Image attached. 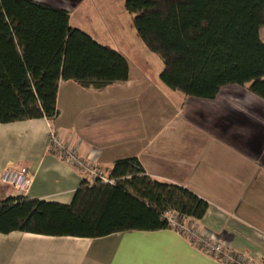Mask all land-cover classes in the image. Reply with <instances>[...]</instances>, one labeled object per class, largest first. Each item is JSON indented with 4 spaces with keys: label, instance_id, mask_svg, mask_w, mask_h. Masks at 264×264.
I'll use <instances>...</instances> for the list:
<instances>
[{
    "label": "crops",
    "instance_id": "obj_1",
    "mask_svg": "<svg viewBox=\"0 0 264 264\" xmlns=\"http://www.w3.org/2000/svg\"><path fill=\"white\" fill-rule=\"evenodd\" d=\"M37 1L68 10L71 26L101 44L121 43L114 49L128 59L129 78L102 89L61 81L56 118L0 123V200L20 195L1 182L15 164L33 177L30 199L69 204L84 180L93 181L49 150L54 129L106 177L116 160L137 157L152 178L190 189L209 203L199 229L264 264V98L237 85L214 99L186 98L158 82L162 70L153 73L149 62L133 69L126 54L143 46H132L139 35L125 0ZM0 264L223 263L164 229L95 239L0 233Z\"/></svg>",
    "mask_w": 264,
    "mask_h": 264
},
{
    "label": "trees",
    "instance_id": "obj_2",
    "mask_svg": "<svg viewBox=\"0 0 264 264\" xmlns=\"http://www.w3.org/2000/svg\"><path fill=\"white\" fill-rule=\"evenodd\" d=\"M124 7L162 60L160 79L171 90L214 99L237 85L264 98V0H125ZM129 72L125 55L71 26L68 10L0 0V123L56 118L61 81L102 89ZM106 178L112 182L84 180L69 204L0 200V233L95 239L173 229L171 214L181 224L196 222L209 208L190 189L149 176L137 157L116 160Z\"/></svg>",
    "mask_w": 264,
    "mask_h": 264
},
{
    "label": "built area",
    "instance_id": "obj_3",
    "mask_svg": "<svg viewBox=\"0 0 264 264\" xmlns=\"http://www.w3.org/2000/svg\"><path fill=\"white\" fill-rule=\"evenodd\" d=\"M48 147L49 150L58 152L68 164L79 168L82 172L90 176L93 181L100 177L105 182H112L103 176L93 162L81 157L76 147H70L65 144L54 129H51L49 132ZM1 182L18 194L27 196L33 183V177L25 165L15 164L3 170ZM168 220L171 227L188 238L191 244L211 255L213 258L222 261L223 264H259L254 258L235 253L222 241H214L209 238L199 229L196 222L181 224L177 220L176 214H171Z\"/></svg>",
    "mask_w": 264,
    "mask_h": 264
},
{
    "label": "rangeland",
    "instance_id": "obj_4",
    "mask_svg": "<svg viewBox=\"0 0 264 264\" xmlns=\"http://www.w3.org/2000/svg\"><path fill=\"white\" fill-rule=\"evenodd\" d=\"M260 35H261V38L262 40L264 41V27L261 29L260 31ZM138 36V35H137ZM130 41V40H129ZM103 42L105 43H109L110 45L114 46V48H119L121 47V43H119L118 41H116L115 38H103ZM133 45L135 46H143L142 48H135V47H132ZM131 46V45H130ZM132 50H129V53L127 52V56L129 57V59L131 60V64H132V68L134 69L135 68H138L137 66V63L140 65L143 64L146 66V64L148 63V65L151 67L152 69V72L155 73V71H157L159 69V71H161L163 69V62L162 60L160 59V57L152 52H150L145 44L143 43V41L141 40V38L138 36V37H135V39H133V42H132ZM146 55V56H144ZM144 60L146 61V64L144 63ZM155 75V74H154ZM154 75H150V77H154ZM158 78V77H157ZM158 82H161V79H156ZM155 81V80H154ZM163 84V83H162ZM165 85V84H164ZM166 86V85H165ZM168 88V87H167ZM170 89V88H169Z\"/></svg>",
    "mask_w": 264,
    "mask_h": 264
}]
</instances>
